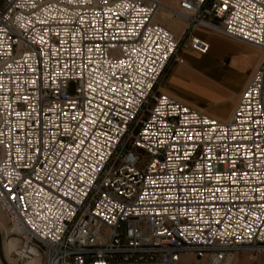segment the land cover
Masks as SVG:
<instances>
[{"label": "built area", "instance_id": "obj_1", "mask_svg": "<svg viewBox=\"0 0 264 264\" xmlns=\"http://www.w3.org/2000/svg\"><path fill=\"white\" fill-rule=\"evenodd\" d=\"M0 1V212L16 263L264 251V0H169L178 38L158 0ZM198 30L263 54L226 120L157 90L181 41L207 53Z\"/></svg>", "mask_w": 264, "mask_h": 264}, {"label": "crops", "instance_id": "obj_2", "mask_svg": "<svg viewBox=\"0 0 264 264\" xmlns=\"http://www.w3.org/2000/svg\"><path fill=\"white\" fill-rule=\"evenodd\" d=\"M196 34L208 43L207 53L183 51L181 63L173 65L163 75L157 90L214 118L226 120L253 70L261 61L262 54L248 44L213 32L198 30ZM199 88L206 92L201 101L196 95ZM190 261L189 254H181L180 264H188ZM237 261L235 257L231 264Z\"/></svg>", "mask_w": 264, "mask_h": 264}, {"label": "rangeland", "instance_id": "obj_3", "mask_svg": "<svg viewBox=\"0 0 264 264\" xmlns=\"http://www.w3.org/2000/svg\"><path fill=\"white\" fill-rule=\"evenodd\" d=\"M163 2L167 3L168 5H170V1L169 0H162ZM0 4H1V1H0ZM161 15H163L165 17V20L164 19H161V17L159 15L156 16V21H158L159 23H161L162 25H164L165 27H167L168 29H170L176 38H178L180 35H181V32L183 30V28L185 27V24L186 22L183 21V20H180V19H174V18H171L170 15H168L167 13L165 12H159ZM174 19V20H173ZM247 45V44H246ZM251 46V45H249ZM252 48H254L255 50L259 51L260 50L256 47H253L251 46ZM185 50H190L186 45L183 44V41H181L180 43V46L178 48V51L176 53V59H172L167 67L165 68V71H164V74L175 64H178V63H181V55H182V52L185 51ZM192 51V50H190ZM259 59V57H258ZM258 61V60H257ZM163 74V75H164ZM238 76V75H237ZM164 76L161 77V79L163 78ZM160 79V80H161ZM160 82V81H159ZM74 92V84L71 83L69 85V93L70 94H73ZM205 90H203L202 88H199L198 89V92H196V95L200 98L198 100L201 101V99L205 98ZM197 98V97H196ZM4 220V219H3ZM0 221H1V216H0ZM4 222L6 223V228H7V237L8 238H11L12 236L16 237L15 235L13 234H10L9 230H10V225L7 224V222L4 220ZM2 223V222H1ZM0 233H1V241H2V244H1V251H2V254H3V257H4V251H3V239L5 237V232L4 230H2L0 228ZM18 238V237H17ZM190 257H191V261L188 263V264H204L203 261H199L197 260L193 254H189ZM232 255H234L235 257L238 258V261L236 264H244L246 261L248 262V264H252V261L250 258H251V255H253V252L249 251V250H245V249H238V250H235L232 252ZM264 251H261L259 253H257L256 257H257V263L258 264H264ZM263 257V258H262ZM14 264H18L16 263L15 261H12Z\"/></svg>", "mask_w": 264, "mask_h": 264}, {"label": "bare ground", "instance_id": "obj_4", "mask_svg": "<svg viewBox=\"0 0 264 264\" xmlns=\"http://www.w3.org/2000/svg\"><path fill=\"white\" fill-rule=\"evenodd\" d=\"M160 1L161 3V7L157 13V15H159L161 17V19H164L165 20V17L163 15H161L159 12H165L167 13L166 11V7L167 6H170L168 5L167 3L163 2L162 0H158ZM168 14V13H167ZM169 15V14H168ZM158 17V16H157ZM174 20V19H173ZM180 20H183L185 21L184 19H180ZM186 22V21H185ZM261 52V51H260ZM262 54V52H261ZM262 58H263V54H262ZM262 60V59H261ZM0 216H1V221H0V228L2 230H4L5 232V237L3 239V251H4V257H5V260L7 263L9 264H14L12 261L13 258H12V251H14L16 249V247L19 245V239L17 237H14L12 236L11 238H8L7 237V228H6V223L4 222V218L0 212ZM4 219V220H3ZM2 222V223H1ZM14 232H20L18 228H14L13 229ZM235 256L234 255H228L226 257V260H225V263L224 264H231L234 260ZM251 260H257V257L256 256H253L251 255ZM38 261L35 259V258H31L28 262V264H37Z\"/></svg>", "mask_w": 264, "mask_h": 264}, {"label": "water", "instance_id": "obj_5", "mask_svg": "<svg viewBox=\"0 0 264 264\" xmlns=\"http://www.w3.org/2000/svg\"><path fill=\"white\" fill-rule=\"evenodd\" d=\"M1 244H2V241H1V233H0V261L2 262V264H7L3 257L2 251H1Z\"/></svg>", "mask_w": 264, "mask_h": 264}]
</instances>
